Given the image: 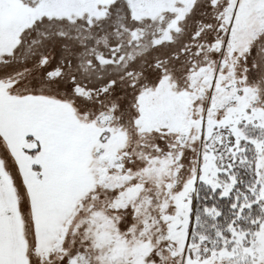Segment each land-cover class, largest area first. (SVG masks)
Here are the masks:
<instances>
[{
    "label": "snow or ice",
    "instance_id": "6c2138e0",
    "mask_svg": "<svg viewBox=\"0 0 264 264\" xmlns=\"http://www.w3.org/2000/svg\"><path fill=\"white\" fill-rule=\"evenodd\" d=\"M0 264H264V0H0Z\"/></svg>",
    "mask_w": 264,
    "mask_h": 264
}]
</instances>
